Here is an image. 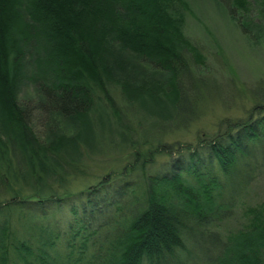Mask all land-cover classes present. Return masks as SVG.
Masks as SVG:
<instances>
[{"label":"trees","instance_id":"trees-1","mask_svg":"<svg viewBox=\"0 0 264 264\" xmlns=\"http://www.w3.org/2000/svg\"><path fill=\"white\" fill-rule=\"evenodd\" d=\"M231 3L248 18L249 0ZM185 5L0 0V264H180L187 248L193 263L264 264V197L233 231L209 228L264 167V107L161 140L199 108ZM108 153L122 164L75 188Z\"/></svg>","mask_w":264,"mask_h":264},{"label":"rangeland","instance_id":"rangeland-1","mask_svg":"<svg viewBox=\"0 0 264 264\" xmlns=\"http://www.w3.org/2000/svg\"><path fill=\"white\" fill-rule=\"evenodd\" d=\"M185 1L186 5L179 9L184 15L181 28L203 55L204 65H193L192 68L195 77L192 81L198 83L194 88L200 90L199 108L187 127L170 130L166 136L161 135V140L167 141L192 139L198 130H214L217 126H224L226 120L246 117L254 105L264 107V104L261 105L264 103V7L260 0H249L248 18L241 16L236 9L234 14L231 13V0ZM111 154L103 155L102 159L88 160L91 166L86 171L87 176L78 177L73 186L78 188L81 183L91 182L103 172L111 170L109 166L121 165V156L113 153L115 158L113 155L107 158ZM258 173L240 198L233 216L223 219L217 227L215 224L209 226L210 229H217L224 236L227 230L233 231L241 224L244 220L242 209L264 197V167ZM58 212L54 211L53 220L48 219V222L42 219L36 225L43 223L51 228L57 227L56 221L60 220L61 213L65 217L66 210ZM14 224L17 235L27 230V223L22 218L16 219ZM23 235L28 236L25 233ZM179 252L177 258L180 264H210L200 261V256L193 263L187 257L188 248ZM216 253L218 250L214 249L211 256Z\"/></svg>","mask_w":264,"mask_h":264}]
</instances>
